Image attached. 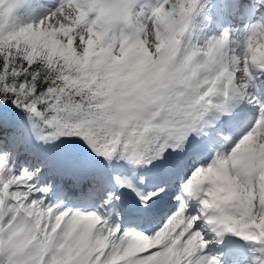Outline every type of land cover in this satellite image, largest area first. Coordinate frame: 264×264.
<instances>
[{
	"label": "snow or ice",
	"instance_id": "1",
	"mask_svg": "<svg viewBox=\"0 0 264 264\" xmlns=\"http://www.w3.org/2000/svg\"><path fill=\"white\" fill-rule=\"evenodd\" d=\"M0 264H264V0H0Z\"/></svg>",
	"mask_w": 264,
	"mask_h": 264
}]
</instances>
